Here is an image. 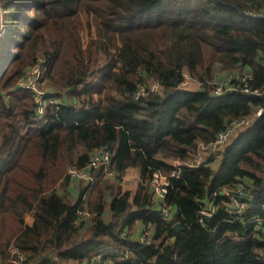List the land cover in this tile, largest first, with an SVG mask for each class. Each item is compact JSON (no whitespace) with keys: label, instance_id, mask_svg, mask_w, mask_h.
Here are the masks:
<instances>
[{"label":"trees","instance_id":"16d2710c","mask_svg":"<svg viewBox=\"0 0 264 264\" xmlns=\"http://www.w3.org/2000/svg\"><path fill=\"white\" fill-rule=\"evenodd\" d=\"M0 2L9 14L4 26L10 22L0 52L11 55L0 62V261L13 246L25 253L18 264H264V210L256 206L264 202V0ZM82 9L94 37L90 65L80 13L73 20ZM57 20L63 36L47 39L40 29ZM36 49L52 81L46 95L56 99L42 114L31 91L15 84L36 62ZM185 71L198 87L181 86ZM240 118L251 127L221 154L208 148L202 165H187L198 144ZM102 149L113 178L89 168L76 198L57 190L59 179L63 188L69 183L68 166L85 167ZM129 168L140 177L133 194L119 184ZM173 170L178 176H169ZM156 171L169 176L163 202L151 197ZM238 182L245 212L236 218L217 196V212L202 217L214 188ZM12 201L33 214L30 224ZM160 203L171 219L157 214ZM8 219L11 235L4 234ZM143 228L148 242L134 236Z\"/></svg>","mask_w":264,"mask_h":264},{"label":"built area","instance_id":"2783aa9c","mask_svg":"<svg viewBox=\"0 0 264 264\" xmlns=\"http://www.w3.org/2000/svg\"><path fill=\"white\" fill-rule=\"evenodd\" d=\"M41 60L39 62H35L33 65H30L27 67L26 72L24 73L25 76L20 77V80L18 81V85L22 88H27L33 93V100L35 102V109L38 114H42L44 109L47 105L55 104V100L53 99V96H47L46 90L41 89V81L43 79L44 75V69L42 68ZM186 76V75H185ZM245 77H250V75H246L242 77L243 79ZM184 82V81H183ZM223 81H220L217 83L215 88V93L219 94L222 92L223 87L221 86ZM153 87H156L155 85ZM242 91L248 93H256L259 94L262 91H258L257 89H250L248 86H245L242 88ZM262 107L258 108L255 111V116L258 117L262 113ZM248 123H251L250 120L240 118L236 120H232L229 122L227 127L223 129L222 131H219L216 135V138L208 143V144H198V147L195 151V159L194 161L189 162L187 165L190 166H200L202 165V151L207 150L208 148L214 149V150H220L219 152H222L225 148L222 146L229 140L231 135L235 132V129L238 126H243ZM110 152L108 150H100L93 154L90 161L85 167L80 168H72L68 171V174L76 179H91L88 176V169L89 168H97L102 172V174L107 175L108 177L114 176L113 171L110 168ZM174 166L178 167L180 162L173 161ZM128 173H124L121 175L122 178L128 177ZM169 176H178V170H173L169 173ZM167 175L163 174L160 171H156L153 173L152 178L150 180V186H151V194L152 199L158 202H163L164 195L166 192V186L168 185V177ZM136 183L139 184L140 177L139 175L135 174L132 176ZM244 194L243 184L241 182L236 183V185L233 188L228 187H216L212 190L211 198L212 201H210V204L204 208L201 209L202 217L205 218V215L212 216L217 212V207L221 203L223 206H226V211L232 215H234L236 218L238 216L245 212L248 209L247 203L242 200V195ZM246 194V193H245ZM217 196H221L223 200L219 202L217 205L216 198ZM261 208L264 210V202L259 204ZM81 215H87L86 212H80ZM157 214L165 219L169 220L171 219V213L168 210V207L165 206L164 203H160L158 206ZM254 220H260L259 218H256ZM253 217L250 219V223L253 224L254 222ZM177 221H173L172 224L176 223ZM257 223V222H255ZM254 225V224H253ZM151 237L150 231L146 228H143V230L140 233L139 239L148 242ZM264 237V232H263ZM10 253H11V264H18L21 263L22 259L24 258V254L19 252L17 249H15L13 246L10 247ZM14 253H18V258H12V255ZM9 260V259H8Z\"/></svg>","mask_w":264,"mask_h":264},{"label":"rangeland","instance_id":"374dc122","mask_svg":"<svg viewBox=\"0 0 264 264\" xmlns=\"http://www.w3.org/2000/svg\"><path fill=\"white\" fill-rule=\"evenodd\" d=\"M32 11V10H31ZM31 11H30V13H31ZM80 13V14H79ZM79 14V15H78ZM90 14H92V12L90 13ZM9 14H7V12L5 11V8L3 7V5H2V3L0 2V38L1 37H3V39H7V37H8V35H9V33H6V31L5 30H7V27L9 28V25H10V22H7V27H5L4 26V20H5V18L8 16ZM78 15V17H77V19H78V21H80V22H82L83 23V26L81 27V29H80V42H81V47H82V51H83V53L84 54H86L87 56H89L90 58H89V60H87L86 62H87V64H91L92 63V60H93V57H94V55H95V52H94V42H93V35H91L90 33H89V31L87 30V27H86V25H85V20L87 19V16H86V13H85V11H84V9H82L81 11H79L74 17H73V20H75V18H76V16ZM93 16H88V18H92ZM60 23V21L59 20H57V21H55V22H52V23H47V28H43V29H40V31L42 32V33H44L45 32V37L48 39V38H50V37H53V36H58V37H62L63 36V34H64V32H65V30H64V28L62 27V25H56V24H59ZM56 25V26H55ZM55 26V27H54ZM93 29H94V26L93 25H91V30L93 31ZM19 30H21V29H19ZM5 31V32H4ZM16 40H17V38H15V41H13V43H16ZM1 42V41H0ZM15 50H16V48H15ZM28 52H29V49L27 48L24 52H23V55H26V54H28ZM111 52L113 53L114 52V50H113V48L111 49ZM9 56H11V55H9L8 54V50H6V49H2L1 50V52H0V62L2 63V62H4ZM34 57H35V60H36V62H39L40 60H41V58L43 57L42 55H41V50H35L34 51ZM34 60V61H35ZM31 64V63H30ZM30 64H28L26 67H28ZM42 64V68L44 69V75H43V79H42V81H41V89L42 90H48L47 89V87H48V85H50L51 83H52V81H49L47 78H46V72H45V65L43 64V63H41ZM2 67L0 66V69H1ZM94 71V69L92 68V66L90 67V69H89V72H88V74H91L92 72ZM185 73V77H184V82L181 84V86L182 87H184V88H188V89H194V88H196V87H198L199 86V84H198V81H197V79L196 78H194L193 76H190V75H188L187 74V71H185L184 72ZM20 77L21 76H19L17 79H16V83L15 84H17L18 85V81L20 80ZM19 86V85H18ZM19 88H21L20 86H19ZM32 93V92H31ZM32 95H33V93H32ZM54 99V98H53ZM22 100H26V99H22ZM55 101H56V99H54ZM51 105H54V103L53 104H51ZM25 107H27V105L25 106ZM44 111H45V109H44ZM43 111V112H44ZM255 116V115H254ZM256 117V116H255ZM249 127H251V123H248V124H246V125H243V126H238L236 129H235V132L233 133V135H231V137L229 138V140L222 146L223 148H226L228 145H230L231 143H232V141H234V139L237 137V135H239V133H241V132H243L245 129H247V128H249ZM220 154H221V152H220ZM215 155V159H214V161H215V163H217V161H218V156H216V155H218V154H214ZM213 155V156H214ZM213 156H212V158H213ZM216 166V164L215 165H212V167L214 168ZM72 168H77V167H75V166H68L67 168H66V170L64 171V174L62 175V176H67V178H69V179H72L73 177H71L69 174H68V171L70 170V169H72ZM92 170H98L97 168H92ZM133 170L132 169H130L129 170V172H128V174H127V176L128 177H126V179L125 178H122V177H120L119 178V182H121V184H122V189L123 190H128V188H131L132 186V184H135V179L132 177L133 175H135L133 172H132ZM104 176H106V177H108L107 175H105V174H103ZM88 176H89V178H91V174L88 172ZM114 176H110L109 178H113ZM65 179V178H64ZM64 179H59L58 181H57V183L55 184V186H56V188H57V190H63V192H64V194H65V196L68 198V199H71V198H73L74 196L73 195H70V193L67 191V189H66V187L65 188H63V186H62V184L63 183H61V182H63L64 181ZM73 179H75V181H82V182H85V183H87V181L89 180V179H76V178H73ZM71 180H69L68 182H70ZM60 184V185H59ZM59 185V186H58ZM123 185H125V186H123ZM131 190V189H130ZM246 195V194H245ZM16 205H18L16 202H14V201H12V206H16ZM257 207H259V205H256ZM20 209V211H21V208H19ZM35 210H37V211H39V209H38V207L36 206V205H34V209H33V212H35ZM31 216V218H30V220L32 219V217H33V214L32 213H30V212H28ZM28 214H26L25 216H27ZM105 217H107V214L105 215ZM253 217V220L254 219H256L257 217L256 216H252ZM255 222H257V220H254V222H253V224H254V226H256L258 223H255ZM24 223V222H23ZM14 226H15V222L12 220V219H8V221H7V224H6V227H5V229H4V234L6 235V234H12L11 232H12V230H13V228H14ZM143 226H138V229H140L141 230V228H142ZM263 235V234H262ZM139 236H140V233H139ZM262 238H263V236H262ZM13 239V237L11 238V240ZM264 239V238H263ZM23 254H25V253H23ZM27 254V253H26ZM12 263V260H11V258L8 260V259H4V260H1L0 261V264H11ZM26 264H28V263H26Z\"/></svg>","mask_w":264,"mask_h":264},{"label":"crops","instance_id":"0c3cea01","mask_svg":"<svg viewBox=\"0 0 264 264\" xmlns=\"http://www.w3.org/2000/svg\"><path fill=\"white\" fill-rule=\"evenodd\" d=\"M216 156H218V159H220V154H218V155H216ZM206 157V151H202V161L204 160V159H206L205 158ZM130 169H132L133 171V173L134 174H137V175H139L138 174V171L135 169V168H129L128 170H126L125 172L126 173H128L129 172V170ZM69 180H71L69 183H68V185L66 186V189H67V191L70 193V195H73L74 197L73 198H76L77 197V195H78V192H79V189H80V187L82 186V185H85V184H87V183H85V182H82V181H75V179H69ZM119 184H120V186H121V188H122V184H121V182H119ZM137 183H136V181H135V184H132L131 186V188H128V190L131 192V194H133V192H134V190L136 189V187H137ZM123 186H125V185H123ZM131 189V190H130ZM72 198V199H73ZM13 207V209H14V211H16L19 215H21V217L23 218V222L24 223H26V224H30L31 222H32V220H33V217H32V219L30 220V214L28 213V212H26V211H24V210H22L21 209V211H20V207L18 206V205H16V206H12ZM107 208V207H106ZM26 214H28L27 216H25ZM140 229H138V231H139ZM137 231V229H136V232H135V234H134V236H136V237H138V235H139V232ZM138 232V233H137Z\"/></svg>","mask_w":264,"mask_h":264},{"label":"water","instance_id":"95a60500","mask_svg":"<svg viewBox=\"0 0 264 264\" xmlns=\"http://www.w3.org/2000/svg\"><path fill=\"white\" fill-rule=\"evenodd\" d=\"M205 218H206V219H209V218H210V216H208V215H205ZM179 227H180V224H179V222H176V223H174V224H173V228H174L175 230H178V229H179Z\"/></svg>","mask_w":264,"mask_h":264}]
</instances>
